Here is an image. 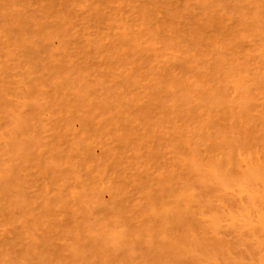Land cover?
Returning a JSON list of instances; mask_svg holds the SVG:
<instances>
[{
	"label": "rangeland",
	"instance_id": "374dc122",
	"mask_svg": "<svg viewBox=\"0 0 264 264\" xmlns=\"http://www.w3.org/2000/svg\"><path fill=\"white\" fill-rule=\"evenodd\" d=\"M263 20L264 0H0V264H264Z\"/></svg>",
	"mask_w": 264,
	"mask_h": 264
},
{
	"label": "bare ground",
	"instance_id": "6f19581e",
	"mask_svg": "<svg viewBox=\"0 0 264 264\" xmlns=\"http://www.w3.org/2000/svg\"><path fill=\"white\" fill-rule=\"evenodd\" d=\"M214 1H215V0H214ZM254 2H255V0H254ZM259 3H260V2H259ZM254 6H255V5H254ZM43 7H44V6H43ZM48 7H49V5H48ZM261 7H262V6H261ZM46 8H47V7H46ZM258 8H259V7H258ZM255 9H257V8H255ZM48 10H49V9H48ZM148 11H149V10H148ZM49 12H50V11H49ZM149 13H150V12H149ZM152 13H153V12H152ZM244 13H245V12H244ZM14 14H15V13H14ZM25 14H26V13H25ZM56 14H57V13H56ZM15 15H16V14H15ZM17 15H18V14H17ZM19 15H20V14H19ZM23 15H24V14H22V16H23ZM31 15H32V13H31ZM47 15H48V14H47ZM51 15H52V14H51ZM143 15H144V14H143ZM145 15H146V14H145ZM149 15H150V14H149ZM20 16H21V15H20ZM20 16H19V17H20ZM22 16H21V17H22ZM32 16H33V15H32ZM49 16H50V14H49ZM59 16H60V15H59ZM16 17H17V16H16ZM16 17H15V18H16ZM27 17H29V16H27ZM150 17H151V15H150ZM15 18H14V19H15ZM35 18H36V16H35ZM60 18H61V17H60ZM148 18H149V16H148ZM148 18H147V19H148ZM16 19L18 20V18H16ZM28 19H29V18H28ZM30 19H31V18H30ZM235 19H236V18H235ZM240 19H244V18L241 17ZM17 20H16V23H17V22H20V21L22 20V18L20 19V21H17ZM23 20H24V18H23ZM61 20H62V18H61ZM222 20H223V19H222ZM237 20H238V18H237ZM245 20H246V19H245ZM25 21H26V20H25ZM30 21H31V20H30ZM48 22H49V21H48ZM48 22H47V23H48ZM258 22H259V23H258ZM258 22H257V24H260V25H261L260 27L263 29V25H264V24H263V23L261 24V23H260L261 21H258ZM262 22H264V20H263ZM16 23H15V24H16ZM20 23H22V22H20ZM20 23H19V25H20ZM23 23H25V22L23 21ZM23 23H22V24H23ZM251 23H254V22H251ZM17 24H18V23H17ZM25 24H26V23H25ZM28 24L30 25V23H28ZM238 24H239V23H238ZM241 24H242V23H241ZM62 25H63V24H62ZM242 25H244V24H242ZM23 26H24V25H23ZM23 26H22V27H23ZM25 26L27 27L28 25H25ZM49 26H50V25H49ZM148 26H149V24H148ZM151 26H152V25H151ZM173 26H174V25H173ZM173 26H171V27H173ZM15 27H16V26H15ZM20 27H21V25H20ZM26 27H25V30H26ZM28 27L30 28V26H28ZM47 27H48V26H47ZM57 27H58V26H57ZM57 27H56V29H57L56 31H58V29H59V28H57ZM149 27H150V26H149ZM149 27H148V28H149ZM153 27H154V26H153ZM169 27H170V26H169ZM237 27H238V26H237ZM249 27H250V26H249ZM251 27H252V25H251ZM255 27H256V25H255ZM255 27H254L253 29H255ZM155 28H156V27H155ZM13 29H14V28H13ZM15 29H17V28H15ZM251 29H252V28H251ZM253 29H252V30H253ZM256 29H257V28H256ZM258 29H259V28H258ZM18 30H19V28H18ZM41 30H42V29H41ZM50 30H51V27H50ZM52 30H53V27H52ZM54 30H55V29H54ZM169 30H170V29H169ZM259 30H260V29H259ZM14 31H15V30H14ZM148 31H149V30H148ZM150 31H151V30H150ZM39 32H40V31H39ZM58 32H59V31H58ZM68 32H69V31H68ZM157 32H158V31H157ZM20 33H21V32H20ZM45 33H46V32H45ZM53 33H54V31H53ZM55 33H57V32H55ZM16 34H17V35L19 34L18 31H17ZM34 34H35V33H34ZM47 34H48V32H47ZM50 34H51V31H50ZM67 34H68V33H67ZM155 34H156V33H155ZM157 34H158V33H157ZM22 35H23V34H22ZM37 35H38V34H37ZM153 35H154V34H153ZM43 36H45V35L43 34ZM50 36H51V35H50ZM50 36H49V37H50ZM52 36H53V35H52ZM61 36H62V35H61ZM63 36H64V35H63ZM165 36H167V35H165ZM165 36H164L163 38H165ZM169 36H170V35H169ZM169 36H168V37H169ZM41 37H42V36H41ZM149 37H150V36H149ZM161 37H162V36H161ZM35 38H36V37H35ZM46 38H48V37H46ZM145 38H146V36H145ZM159 38H160V37H159ZM200 38H201V37H200ZM147 39H148V38H147ZM174 39H175V38H174ZM201 39H202V38H201ZM160 40H161V39H160ZM163 40H164V39H163ZM163 40H162V41H163ZM172 40H173V39H172ZM184 40H186V39H184ZM162 41H161V42H162ZM164 41H165V44H163V45H165V47H167V46L169 47V46L171 45V44L169 45V43H167V45H166V41H167L166 38H165ZM168 41H169V40H168ZM176 41H180V40H176ZM205 41H206V40H205ZM148 42H149V41H148ZM174 42H175V41H174ZM172 43H173V42H172ZM177 43H178V42H177ZM201 43H202V42H201ZM236 43H237V42H236ZM39 44H40V43H39ZM155 44H156V43H155ZM161 44H162V43H161ZM202 44H203V43H202ZM231 44H232V43H231ZM24 45H25V43H24ZM156 45H157V44H156ZM174 45H175V44H174ZM28 46H29V45H28ZM171 46H172V45H171ZM175 46H176V45H175ZM179 46H180V44H179ZM187 46H188V45H187ZM190 46H191V45H190ZM192 46H193V45H192ZM215 46L217 47V45H215ZM230 46H231V45H230ZM233 46H234V45H233ZM25 47H27V46H25ZM183 47H184V45H183ZM103 48H104V47H103ZM133 48H134V47H133ZM153 48H154V46H153ZM163 48H164V47H163ZM163 48H162V49H163ZM179 48H180V47H179ZM225 48H226V47H225ZM229 48H230V47H229ZM77 49H78V47H77ZM168 49H169V48H167V50H168ZM170 49H171V47H170ZM175 49H176V48H175ZM185 49H186V48H185ZM222 49H223V48H222ZM235 49H236V48H235ZM25 50H26V49H25ZM79 50L82 51L81 49H79ZM136 50H137V49H136ZM172 50L174 51V47H173ZM179 50H180V49H179ZM186 50H187V49H186ZM213 50H214V49H213ZM181 51H182V50H181ZM214 51H215V50H214ZM233 51H234V50H233ZM26 52H27V51H26ZM40 52H41V51H40ZM169 52H170V50H169ZM209 52H211V51H209ZM215 52H216V51H215ZM67 53H68V52H67ZM77 53H79V52H77ZM77 53H75V54H77ZM83 53H84V52H83ZM83 53H82V54H83ZM106 53H107V52H106ZM106 53H105V54H106ZM176 53H178V52L176 51ZM189 53H190V52H189ZM202 53L205 54V52H202ZM31 54H32V52H31ZM80 54H81V53H80ZM99 54H100V53H99ZM179 54H181V53H179ZM184 54L186 55V53H184ZM187 54H188V53H187ZM207 54H208V53H207ZM207 54H206V55H207ZM21 55H22V54H21ZM83 55H84V54H83ZM116 55H117V54H116ZM118 55H119V54H118ZM120 55H121V54H120ZM189 55H190V54H189ZM209 55H210V54H209ZM214 55H216V54H214ZM219 55H220V54H219ZM76 56H77V55H76ZM108 56H109V55H108ZM212 56H213V55H212ZM223 56H224V55H223ZM115 57H116V56H115ZM185 57H186V56H185ZM203 57H205V56H203ZM203 57H201V58H203ZM207 57H208V56H207ZM216 57H217V56H216ZM83 58H84V57H83ZM87 58H88V57H87ZM113 58H114V57H112V60H113ZM186 58H187V57H186ZM205 58H206V57H205ZM225 58H226V57H225ZM232 58H233V57H232ZM234 58H235V57H234ZM39 59H40V58H39ZM65 59H66V58H65ZM80 59H81V58H80ZM183 59H184V58H183ZM187 59H188V58H187ZM187 59H186V60H187ZM216 59H218V57H217ZM139 60H141V59H139ZM186 60H185V61H186ZM207 60H208V59H207ZM207 60H206V61H207ZM229 60H231V58H230ZM40 61H43V60L41 59ZM52 61H53V60H52ZM61 61H62V60H61ZM67 61H69V60H67ZM141 61L143 62L144 60H141ZM220 61H221V60H220ZM220 61H219V62H220ZM236 61H237V60H236ZM247 61H248V60H247ZM43 62H44V61H43ZM65 62H66V61H65ZM70 62H71V61H70ZM219 62H218V65L221 64V63H219ZM230 62H231V61H230ZM47 63H48V62H47ZM49 63H50V62H49ZM53 63H54V62H53ZM81 63H82V62H81ZM111 63H112V62H111ZM143 63H144V62H143ZM143 63H142V64H143ZM148 63H149V62H148ZM148 63H147V64H148ZM234 63H235V62H234ZM77 64H78V63H77ZM216 64H217V63H216ZM243 64H245V63H243ZM246 64H249V61H248V63H246ZM47 65H48V64H46L45 66H47ZM49 65H50V64H49ZM49 65H48V66H49ZM60 65H61V63H60ZM73 65H74V64H73ZM143 65H144V64H143ZM143 65H142V67H143ZM145 65H146V64H145ZM145 65H144V66H145ZM148 65H149V64H148ZM219 66H222V64L219 65ZM232 66H233V65H232ZM249 66H250V65H249ZM38 67H39V66H38ZM81 67L83 68V65H82ZM233 67L235 68V66H233ZM233 67H232V68H233ZM240 67H241V66H240ZM243 67H245V66L243 65ZM246 67H247V66H246ZM40 68H42V66H41ZM43 68H44V67H43ZM50 68H51V67H50ZM84 68H85V67H84ZM217 68H218V67H217ZM221 68H222V67H221ZM249 68H250V67H249ZM249 68H248V69H249ZM63 69H64V68H63ZM76 69H77V67H76ZM185 69H186V68H185ZM237 69H238V68H237ZM59 70H60V69H59ZM77 70H78V69H77ZM84 70H85V69H82V72H84ZM249 70H250V69H249ZM54 71H55V70H54ZM56 71H57V70H56ZM64 71H65V70H64ZM64 71H63V72H64ZM75 71H76V70H75ZM79 71H81V70H79ZM239 71H240V70H239ZM244 71H246V70H244ZM76 72H77V71H76ZM57 73H58V71H57ZM61 73H62V72H61ZM78 73H79V72H78ZM186 73H187V72H186ZM186 73H185V74H186ZM244 73H245V72H244ZM54 74H56V72H55ZM63 74H64V73H63ZM168 74H169V73H168ZM185 74H183V75L185 76ZM259 74H260V73H259ZM61 75H62V74H61ZM186 75H187V74H186ZM245 75H247V74L245 73ZM249 75H250V74H249ZM56 76L58 77L59 75L56 74ZM59 77H60V76H59ZM169 77H170L171 80H172V74H169ZM169 77H168V79H170ZM176 77H177V76H176ZM188 77H190V75H189ZM260 77H261V76H260ZM49 78H50V77H49ZM55 78H56V77H55ZM53 79H54V78H53ZM175 79H177V78H175ZM178 79H179V78H178ZM190 79H191V77H190ZM227 79H229L228 76H227ZM242 79H243V78H242ZM244 79H245V78H244ZM252 79H253V78H252ZM256 79H257V78H256ZM263 79H264V78H263ZM48 80H49V79H48ZM50 80H51V78H50ZM58 80H60V79H58ZM171 80H168L169 82H168V81H167V82H168V83H170V82L172 83L173 80H172V81H171ZM179 80H180V79H179ZM179 80H177V81H179ZM216 80H217V78H216ZM216 80H215V81H216ZM225 80H226V79H225ZM261 80H262V79H261ZM261 80H260V82H261ZM181 81H182V80H181ZM51 82H52V80H51ZM59 82H60V81H59ZM63 82H65V81L63 80ZM67 82H69V81H67ZM67 82H66V83H67ZM179 82H180V81H179ZM179 82H178V84H179ZM188 82H189V81H188ZM198 82H199V81H198ZM202 82H203V81H202ZM217 82H218V81H216L215 83L217 84ZM219 82H220V81H219ZM219 82H218V83H219ZM223 82H224V81H223ZM223 82H222V83H223ZM246 82H247V81H245V84H246ZM252 82H253V81H252ZM252 82H251V83H252ZM163 83H165V82H163ZM168 83H167V84H168ZM171 83H170V84H171ZM174 83H175V81H173V83H172L171 85H173ZM229 83H230V81H228L227 84H229ZM242 83H243V80H242ZM249 83H250V82H249ZM70 84L72 85V82H71ZM70 84H68V86H69ZM176 84H177V83H176ZM176 84H175V86H176ZM181 84H182V83H181ZM193 84H194V83H191L190 85L193 86ZM195 84H196V83H195ZM197 84H199V83H197ZM197 84H196V85H197ZM204 84H205V83H204ZM53 85H54V84H53ZM155 85H156V82H155ZM163 85H165V84H163ZM218 85H220V84H218ZM241 85H242V84H241ZM249 85H250V84H249ZM256 85H257V84H256ZM178 86H179V85H178ZM184 86H186V84H184ZM200 86H201V85H200ZM204 86H205V85H204ZM247 86H248V85H247ZM247 86H246V88H247ZM63 87H65V86H63ZM63 87H62V88H63ZM156 87H157V86H156ZM190 87H191V86H190ZM212 87H213V86H212ZM217 87H218V86H217ZM222 87H223V86H222ZM224 87H226V86L224 85ZM244 87H245V86H244ZM56 88H57V87H56ZM59 88H60V87H59ZM59 88H58L57 90H59ZM62 88H60V89H62ZM184 88H186V87H184ZM184 88H183V89H184ZM188 88H189V87H188ZM188 88H187V90H188ZM241 88H242V87H241ZM190 89H192V88H189V90H190ZM204 89H205V88H204ZM217 89L220 90L221 88L219 87V88H217ZM225 89H227V88H225ZM197 90H198V89H197ZM218 90H217V91H218ZM221 90H222V89H221ZM223 90H224V88H223ZM223 90H222V91H223ZM245 90H246V89H245ZM222 91H221V92L219 91L220 94L222 93ZM224 91H225V90H224ZM226 91H228V90H226ZM179 92H180V91H179ZM179 92H178L177 89H176V93H179ZM182 92H183V90H182ZM201 92H202V91H201ZM204 92H205V91H204ZM204 92H203V93H204ZM180 93H181V92H180ZM186 93H187V92H186ZM208 93H210V92L208 91ZM214 93H215V92H214ZM226 93H227V92H226ZM184 94H185V93H184ZM194 94H195V93H193V95H194ZM199 94H200V91H199ZM174 95H175V94H174ZM179 95H180V94H179ZM193 95H192V96H193ZM200 95H202V94H200ZM200 95H199V96H200ZM203 96H204V95H202L201 97H203ZM177 97H179V96L177 95ZM184 97H185V95H184ZM194 97H195V99H196L197 96H194ZM221 97H222V96H221ZM185 98L188 100L187 97H185ZM197 98H200V97H197ZM203 98H204V97H203ZM207 98H208V97H207ZM211 98H212V97H211ZM223 98H224V97H223ZM172 99H173V98H172ZM218 99H219V98H218ZM63 100H64V99H63ZM182 100H183V99H181V101H182ZM201 100H202V99H201ZM119 101H121V100H118V102H119ZM184 101H185V100H184ZM184 101H182V102H184ZM206 101H207V100H206ZM219 101H220V100H219ZM172 102H173V101H172ZM177 102H178V101H177ZM192 102H193V101H192ZM192 102H191V103H192ZM207 102H208V101H207ZM215 102H216V101H215ZM84 103H85V102H84ZM212 103H213V102H212ZM218 103H219V102H218ZM231 103H233V102H231ZM116 104H117V101H116ZM118 104H121V105L123 104V105H124L125 103H122V101H121V103H118ZM214 104H215V103H214ZM220 104H221V103H220ZM229 104H230V103H229ZM229 104H228V105H229ZM83 105H84V104H83ZM85 105H86V104H85ZM121 105H120V106H121ZM179 105H180V104H179ZM189 105H190V104H189ZM120 106L116 105V109H119V108H117V107H120ZM179 107H180V106H179ZM213 107H215V106H213ZM101 108H102V107H101ZM110 108H112V107H110ZM182 108H183V107H182ZM199 108H201V107H199ZM112 109H113V111H114L115 108H112ZM109 110H110V109H109ZM197 110H199V109L197 108ZM111 111H112V110H111ZM92 112H93V111H92ZM96 112H98V111H96ZM107 112H109V111H107ZM114 112H115V111H114ZM117 112H120V111H117ZM181 112H182V111H181ZM184 112H185V110H184ZM93 113H94V112H93ZM101 113H102V112H101ZM103 113H104V112H103ZM111 113H112V112H111ZM121 113H122V112H121ZM176 113H177V112H176ZM97 115H98V114H97ZM97 115H96V116H97ZM102 115H103V114H102ZM108 115H110V113H109ZM112 115H114V117H115V114H112ZM172 115H173V114H172ZM174 115H176V114H174ZM103 116H106V115L104 114ZM116 116H117V115H116ZM118 116H119V115H118ZM137 116H138V115H137ZM108 117H109V116H108ZM108 117H107V118H108ZM120 117H121V115H120ZM174 117H175V116H174ZM176 117L178 118V116H176ZM176 117H175V118H176ZM111 118H112V117H111ZM111 118H110V119H111ZM122 118H123V117H122ZM180 119H181V118H180ZM202 119H203V118H202ZM173 120H175V119H173ZM176 120H177V119H176ZM183 120H184V119L182 118V122H184ZM186 120H187V119H186ZM109 121H110V120H109ZM109 121H108V122H109ZM177 121H178V120H177ZM206 121H207V120H206ZM187 123H188V122H187ZM187 123H186V125L188 126ZM201 123H202V122H201ZM192 124H194V121H193ZM199 124H200V123H199ZM186 125H184V126H186ZM195 125H196V123H195ZM201 125L203 126V124H201ZM201 125H200V126H201ZM207 125H208V124L206 123V127H207ZM187 126H186V127H187ZM193 126H194V125H193ZM204 126H205V124H204ZM213 126H215V125H213ZM190 127H191V126H190ZM206 127H205V128H206ZM218 127H219V126H218ZM202 128H203V127H202ZM217 129H218V128H217ZM217 129H216V130H217ZM202 130H204V128H203V129L200 128L201 133H202ZM219 130H220V129H219ZM187 131H188V130H187ZM187 131H186V133H187ZM217 131H218V130H217ZM221 131H222V130H221ZM222 132H223V131H222ZM184 133H185V130H184ZM188 133H189V132H188ZM203 133H205V132H203ZM206 133H207V134H211V132H208V131H206ZM206 133H205V134H206ZM197 134H198V133H197ZM197 134H196V135H197ZM207 134H206V135H207ZM215 134H216V132H215ZM206 135H205V136H206ZM212 135H213V134H212ZM200 136H201V135H200ZM208 136H209V135H208ZM208 136H206L207 140H208ZM223 136H224V135H223ZM196 137H197V136H196ZM209 137H211V136H209ZM194 138H195V137H194ZM194 138H192V140H193ZM211 138H213V136H212ZM189 139H190V138H189ZM201 139H203L202 136H201ZM209 140H210V139H209ZM190 141H191V140H190ZM199 141H200V140H199ZM199 141H198V142H199ZM204 141H205V137H204ZM210 141H211V140H210ZM229 141H230V140H229ZM201 142H203V141H201ZM207 142H208V141H207ZM230 142H232V141H230ZM234 142H235V141H234ZM224 143L226 144V141H224ZM224 143H223V144H224ZM228 143H229V142H228ZM189 145H192V143L189 144ZM197 145H198V144H197ZM228 145H230V144H228ZM232 145H234V143H233ZM232 145H231V146H232ZM222 146H223V145H222ZM224 146H225V145H224ZM224 146H223V147H224ZM213 147H215V146H213ZM216 147H217V146H216ZM234 147H235V145H234ZM225 148H226V147H225ZM225 148H224V149H225ZM212 149H213V151L216 150V148H215V149L212 148ZM218 149H220V146H218ZM221 149H222V147H221ZM221 149H220V150H221ZM191 150H192V149H191ZM222 150H223V149H222ZM251 150H252V149H251ZM210 151H211V150H210ZM213 151H212V153H213ZM218 151H219V150H218ZM223 151H224V150H223ZM225 151H226V150H225ZM230 151H231V150H230ZM219 152H220V151H219ZM230 153H231V152H230ZM210 154H211V153H210ZM221 155H222V154H221ZM223 155H224V154H223ZM232 155H233V154H232ZM234 155H235V154H234ZM193 156H196L195 158H197V155H193ZM217 156H218V154H217ZM217 156H216V157H217ZM225 156H226V155H225ZM211 157H212V156H211ZM229 157H230V156H229ZM195 158H194V159H195ZM227 158H228V157H227ZM232 158L234 159V157H232ZM225 159H226V158H225ZM225 159H224V160H225ZM230 159H231V158H230ZM191 160H192V159H191ZM216 161H217V160H216ZM193 162H194V160H193ZM197 162H198V161H197ZM212 162H214V161H212ZM222 162H225V161H222ZM231 162H232V161H231ZM230 164H231V163H230ZM191 165H192V164H191ZM208 165H209V164H208ZM218 165H219V164H218ZM223 165H224V164H223ZM193 166H194V164H193ZM215 166H216V165H215ZM230 166H231V165H230ZM234 166H235V165H234ZM222 167H223V166H222ZM228 167H229V166H228ZM197 168H198V166H197ZM219 168L221 169V167H219ZM254 168H255V167H254ZM217 169H218V168H217ZM220 169H219V170H220ZM223 169H224V168H223ZM215 170H216V169H215ZM209 171H210V170H209ZM211 171H212V170H211ZM211 171H210V172H211ZM228 171H229V170H228ZM258 171H259V170H258ZM217 172H218V171H217ZM219 172H220V171H219ZM225 172H226V171H225ZM231 172H234V170L231 171ZM252 172H253V171H252ZM254 172H255V171H254ZM213 173H215V172H213ZM249 173H250V172H249ZM221 174H222V173H221ZM257 174H258V173H257ZM260 174H261V173H260ZM200 175H202V174H200ZM200 175L197 174L196 176H199V178H202V177H200ZM232 175H234V177H235V173H234V174L231 173V176H232ZM245 175H246V176H245ZM245 175H244V176H245L246 178L249 176V175H247V174H245ZM250 175H251V174H250ZM258 175H259V174H258ZM223 176H224V175H223ZM226 176H227V175H226ZM231 176L228 175L227 177H231ZM237 176H238V175H237ZM193 177H194V176H193ZM241 177H242V176H241ZM250 177H251V176H250ZM239 178H240V177H239ZM242 178H244V177H242ZM174 179H176V178L174 177ZM228 179H229V178H228ZM228 179H227V180H228ZM247 179H249V177H248ZM192 180H195V179L193 178ZM204 180H205V179H204ZM204 180H201V182L204 181ZM165 182H166V181H165ZM165 182H163V184H164ZM166 183H167V182H166ZM165 188H166V187L164 186V189H165ZM148 190H149V189H148ZM145 191H147V189H146ZM160 191H161V190H160ZM187 193H188V192H187ZM187 193H186V194H187ZM158 194H160L159 191H158ZM158 194H157V195H158ZM186 194H185V195H186ZM188 194H190V193H188ZM191 194H192V193H191ZM158 196H159V195H158ZM158 196H157V197H158ZM183 196H184V195H183ZM189 196H190V195H189ZM155 198H156V197H155ZM158 198H159V197H158ZM156 199H157V198H156ZM184 199H185V200H184ZM184 199H183V201H186V199L188 200V198H185V197H184ZM177 200H178V199H177ZM177 200H176V201H177ZM180 200H181V199H179L178 202L181 203ZM17 201H18V200H17ZM171 201H172V200H171ZM171 201H170V202H171ZM156 202H157V201H156ZM156 202H154V204H155ZM161 202H162V201H161ZM170 202L168 201V203H167L166 205H168ZM172 202H173V201H172ZM172 202H171V203H172ZM165 203H166V201L163 203V205H164ZM173 203H174V202H173ZM180 203H179V205H181ZM158 204H159V203H158ZM175 204H176V203H175ZM161 206H162V204H161ZM156 207L158 208V206H156ZM164 207H165V206H164ZM168 207H169V206H168ZM168 207H167V208H168ZM175 207H176V206H175ZM177 207H178V206H177ZM157 208H156V209H157ZM159 208H160V206H159ZM171 208H172V207H171ZM171 208H170V209H171ZM152 209H155L154 205H153V208H152ZM152 209H151V210H152ZM164 209H165V208H164ZM175 209H177V208H175ZM168 210H169V208H168ZM178 210H180V209H178ZM176 211H177V210H176ZM181 211H183V209H181ZM181 211H180V212H181ZM149 212H150V210H149ZM169 212H172V216H173V211H169ZM178 212H179V211H178ZM180 212L178 213L179 216L182 215V216H184V217H187V218H185V219L188 220V215H187L188 213L186 214L187 216H185L184 213H182V214L180 215ZM186 212H187V211H186ZM174 213H175V212H174ZM176 213H177V212H176ZM168 214H169V213H168ZM168 214H166V215L168 216ZM166 215H165V216H166ZM170 216H171V215H169L168 217L170 218ZM182 216H181V218L179 217L181 220L178 218V216H177V218L179 219V221L176 220V219H175V220L178 221L177 224H181V223H183V225H185L184 223H185L186 221H185V222L182 221V220L184 219V217H182ZM168 217H167V218H168ZM161 218H162V216H161ZM159 219H160V217H159ZM163 219H164V218H163ZM185 219H184V220H185ZM161 220H162V219H161ZM164 220H165V219H164ZM172 220L175 222L174 218H172ZM165 221H166V220H165ZM165 221H162V222L165 223ZM180 221H182V222H180ZM188 221H189V220H188ZM188 221H187V222H188ZM155 222H156V221H155ZM168 222H169V221H166L167 224H168ZM179 222H180V223H179ZM163 223H160V222H159L158 224H160L161 226H160V227L157 226V227H155V228H163V226H164ZM166 223H165V225H166ZM155 224L158 225L157 222H156ZM154 226H155V225H154ZM166 226H167V225H166ZM166 226L164 227V229L166 228ZM169 226H170V225H169ZM176 226H177V225H176ZM176 226H173V227L175 228ZM168 228H169V227H168ZM166 230H167V229H166ZM109 231H110V230H109ZM157 231H159V230H157ZM160 231H162V230H160ZM166 232H167V231H166ZM109 233H110V232H109ZM111 233H112V232H111ZM164 233H165V232H164ZM112 234H113V233H112ZM110 235H111V234H110Z\"/></svg>",
	"mask_w": 264,
	"mask_h": 264
}]
</instances>
